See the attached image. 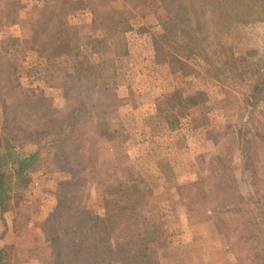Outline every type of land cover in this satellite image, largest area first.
I'll list each match as a JSON object with an SVG mask.
<instances>
[{"label": "rangeland", "instance_id": "rangeland-1", "mask_svg": "<svg viewBox=\"0 0 264 264\" xmlns=\"http://www.w3.org/2000/svg\"><path fill=\"white\" fill-rule=\"evenodd\" d=\"M57 1L73 4L67 17L73 50L47 59L25 41L46 5ZM85 3L0 0V86L13 109L11 116L17 114L18 124L26 129L45 113L75 117L94 150L87 153L101 167L85 190L87 206L101 214L106 211L109 194L98 176L111 182L117 177L126 184L140 208L155 210L165 230L161 264H245V255L231 247L229 225L234 221L210 208L231 199L221 187L228 165L220 164L218 155L229 156L232 180L246 199L256 189L264 195V20L258 9L231 8L228 29L209 41L220 57L217 67L224 69L218 77L214 67L188 57L184 42L166 33L163 22L168 14L160 0H102L97 3V21ZM121 19L127 21L124 28ZM103 62L107 69L100 73H105L107 90L89 74L90 66ZM192 63L199 77L193 76ZM12 79L41 99L32 114L14 103L22 97L15 96ZM176 91L194 94L198 102L173 130L169 120L176 110L165 108L166 98ZM252 94L256 97L246 100ZM4 111L0 99V127ZM53 138L50 134L17 147L22 155L40 152V159L28 170L29 186L16 190L12 209L3 218L0 214V243L9 241L1 246L6 250L3 264H44L32 249L44 244L41 224L57 204L59 183L71 177L57 168L47 150ZM72 159L84 155L75 151ZM106 170L115 178L105 176ZM254 177L261 182L254 185Z\"/></svg>", "mask_w": 264, "mask_h": 264}, {"label": "trees", "instance_id": "trees-1", "mask_svg": "<svg viewBox=\"0 0 264 264\" xmlns=\"http://www.w3.org/2000/svg\"><path fill=\"white\" fill-rule=\"evenodd\" d=\"M99 1L102 0H86L85 3L94 16V21L98 19ZM160 1L168 14L163 22L166 33L176 41L184 42L183 49L188 57L196 62L197 60L206 62L207 67H214L218 77L224 69L217 67L220 57L217 49L210 47L209 41L214 34L215 37L219 36L228 29L229 10L233 7L255 6L259 12L258 17L264 20V0H252L253 3L249 0ZM70 6L71 4L60 1L46 5L42 19L34 26L30 39L25 41L29 49L35 50L47 59L72 52L67 23ZM206 12L212 13V17L209 19L204 17ZM120 21L124 28L127 21L124 19ZM12 22H16L15 19H12ZM118 23L119 20L117 25ZM3 51L4 48L0 53L2 54ZM178 55L185 58L184 55ZM103 63L90 66L89 74L92 77L90 80L101 82L105 85L104 90H107L105 73H100L107 69L104 67L105 62ZM112 64L108 67L113 70L115 66ZM192 72L193 76L199 77L198 66L194 63H192ZM12 80L15 96L22 97L14 103L28 107L32 114L35 111V104L37 105L41 99L35 90L23 87L16 79ZM1 88L0 86V99L5 110L4 122L0 127L2 218L13 207L16 190L29 186L28 170L40 159V152L22 155L18 151L17 147L23 146L24 142L37 141L50 134L54 135L47 150L53 154L57 168L71 174L69 179L59 183L55 193L57 204L41 224L45 237L44 244H38L32 249L34 256L44 264H161L159 250L166 246L163 238L165 230L156 221L155 210L140 208L137 204L139 202L137 195L117 177L115 178V174L106 170L108 173L105 176L115 178L112 182L103 176L97 177L98 183L109 194L104 199L106 211L101 214L87 206L85 190H88V183L95 180L101 167L96 157L94 159L91 153H87L94 150L92 146H88V136L83 127L78 125L75 117L73 120L70 115L62 117L45 113L44 117L40 115L36 119L34 126L26 129L25 125L18 124L17 114L11 116L13 109L3 97ZM253 96L256 97L252 94L246 100H250ZM174 99L179 101L178 105ZM43 100L46 99L43 97ZM166 102L170 108L165 109L176 110L174 119L169 120V125L174 130L186 119L188 114L185 111L195 106L198 101L194 94H182L176 91L172 98H166ZM16 104L13 105L14 108ZM161 111L163 112V109ZM41 118L42 125L38 126ZM75 151L83 153L84 159L73 160L72 152ZM228 157L218 155L219 163L228 165L224 170L226 180H223L221 187L231 195V199L227 198L223 206L210 208V211L224 214L234 221L229 225L233 236L231 247L236 246L245 255V264H264V195L256 189L253 197L246 199L243 196L238 185L232 180ZM252 170L256 176L255 165ZM256 177H254V185L261 182ZM180 189H183V186ZM124 200L129 203L124 204ZM5 257L6 250L0 247V264H3ZM238 263L239 261L236 260L232 264Z\"/></svg>", "mask_w": 264, "mask_h": 264}, {"label": "crops", "instance_id": "crops-1", "mask_svg": "<svg viewBox=\"0 0 264 264\" xmlns=\"http://www.w3.org/2000/svg\"><path fill=\"white\" fill-rule=\"evenodd\" d=\"M6 225H8V227H7V228H10V229L12 228V225H11V223H10V222H7V223H6ZM10 229H9V230H10ZM10 232H11V230H10ZM0 241H1V240H0ZM5 243H7V244H8V243H9V241H5V242H3L2 244L0 243V247H1V246H2V247H4Z\"/></svg>", "mask_w": 264, "mask_h": 264}]
</instances>
